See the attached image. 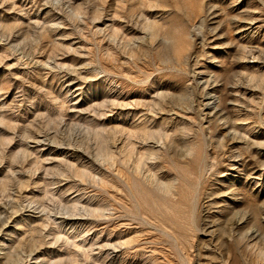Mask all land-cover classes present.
<instances>
[{"label": "rangeland", "instance_id": "obj_1", "mask_svg": "<svg viewBox=\"0 0 264 264\" xmlns=\"http://www.w3.org/2000/svg\"><path fill=\"white\" fill-rule=\"evenodd\" d=\"M0 264H264V0H0Z\"/></svg>", "mask_w": 264, "mask_h": 264}, {"label": "bare ground", "instance_id": "obj_2", "mask_svg": "<svg viewBox=\"0 0 264 264\" xmlns=\"http://www.w3.org/2000/svg\"><path fill=\"white\" fill-rule=\"evenodd\" d=\"M205 106L206 107H213V95L209 94L206 97Z\"/></svg>", "mask_w": 264, "mask_h": 264}]
</instances>
